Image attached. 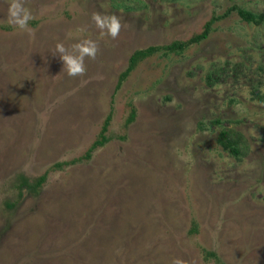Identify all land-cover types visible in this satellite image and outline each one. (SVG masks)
I'll return each instance as SVG.
<instances>
[{"label":"rangeland","instance_id":"rangeland-1","mask_svg":"<svg viewBox=\"0 0 264 264\" xmlns=\"http://www.w3.org/2000/svg\"><path fill=\"white\" fill-rule=\"evenodd\" d=\"M10 3L0 264H264V23L233 9L264 14V0H24L31 33L7 23ZM94 12L122 18L118 39ZM208 23V38L122 81L136 51L190 42ZM84 39L99 53L71 78L55 46ZM223 131L239 155L219 144Z\"/></svg>","mask_w":264,"mask_h":264},{"label":"clouds","instance_id":"clouds-1","mask_svg":"<svg viewBox=\"0 0 264 264\" xmlns=\"http://www.w3.org/2000/svg\"><path fill=\"white\" fill-rule=\"evenodd\" d=\"M34 19L31 11L24 5V0H11L8 6L7 23L21 31L31 33L29 22ZM91 19L95 27L112 40L118 39L120 32L126 25L122 18L116 14L104 15L94 12ZM99 53V44L91 39H84L66 47L64 43H57L54 56L62 62V71L71 78L82 77L87 72L85 60H95ZM172 264H185L182 259H174Z\"/></svg>","mask_w":264,"mask_h":264},{"label":"trees","instance_id":"trees-1","mask_svg":"<svg viewBox=\"0 0 264 264\" xmlns=\"http://www.w3.org/2000/svg\"><path fill=\"white\" fill-rule=\"evenodd\" d=\"M234 10H237L239 16L242 18V20L248 22V23H253L256 25H261L264 23V14H260L257 15L251 11H248L246 9L243 8H239V7H233ZM212 29V25L211 24H207L205 30L196 35L195 37H193L190 42H175L173 44L167 45V46H163V47H149L147 49L144 50H138L136 51L130 59V65L128 67V69L122 74V81L125 80L128 75L137 67L138 63L141 62L142 60H144L147 57H150L152 55H154L157 52L160 51H164L165 53H170L172 51H178V50H184L187 47H189L190 44L193 43H198L201 42L203 40H205L206 38H208V36L210 35ZM122 81H120L119 86H121ZM134 115H132V119H133ZM110 122V117L107 119L103 132L101 134V139L98 140L93 148H96L98 146H104V144L107 141V137L105 136V132L108 129V125ZM216 122H219V120H217ZM219 144L228 152H230L231 154L237 156L239 155V148L238 145L232 141L230 139V132L229 131H223L220 135V139H219ZM45 176L40 177L38 180H36L35 183L31 184L29 183L27 180L23 181L22 187H27L28 190L30 191H35L37 190L39 187H41L43 185V183L45 182ZM213 257H216L215 254H210ZM217 258V257H216Z\"/></svg>","mask_w":264,"mask_h":264}]
</instances>
